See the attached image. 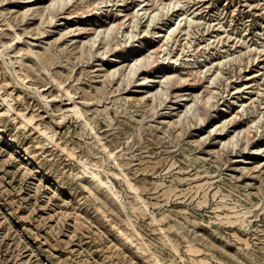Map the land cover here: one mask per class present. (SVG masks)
Returning <instances> with one entry per match:
<instances>
[{
  "label": "rangeland",
  "instance_id": "obj_1",
  "mask_svg": "<svg viewBox=\"0 0 264 264\" xmlns=\"http://www.w3.org/2000/svg\"><path fill=\"white\" fill-rule=\"evenodd\" d=\"M0 133V264H264V0H0Z\"/></svg>",
  "mask_w": 264,
  "mask_h": 264
},
{
  "label": "bare ground",
  "instance_id": "obj_2",
  "mask_svg": "<svg viewBox=\"0 0 264 264\" xmlns=\"http://www.w3.org/2000/svg\"><path fill=\"white\" fill-rule=\"evenodd\" d=\"M150 60H151V62H154L153 59H150ZM211 97H212V95H209V96H208V98H207V102H210ZM0 139L7 140V138H5V136H3L1 133H0ZM84 166H85V168H86V167L89 168V167L87 166V164H84ZM98 178L101 179L100 176H99ZM110 190L113 191L112 189H110ZM112 193H114V194L116 195V192L113 191Z\"/></svg>",
  "mask_w": 264,
  "mask_h": 264
}]
</instances>
